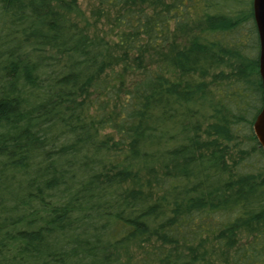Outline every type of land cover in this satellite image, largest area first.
Masks as SVG:
<instances>
[{
	"label": "trees",
	"instance_id": "obj_1",
	"mask_svg": "<svg viewBox=\"0 0 264 264\" xmlns=\"http://www.w3.org/2000/svg\"><path fill=\"white\" fill-rule=\"evenodd\" d=\"M99 2L0 0V264H264L253 0Z\"/></svg>",
	"mask_w": 264,
	"mask_h": 264
},
{
	"label": "rangeland",
	"instance_id": "obj_2",
	"mask_svg": "<svg viewBox=\"0 0 264 264\" xmlns=\"http://www.w3.org/2000/svg\"><path fill=\"white\" fill-rule=\"evenodd\" d=\"M156 1H171V0H156ZM116 10L100 4L99 0H79V12L73 14L82 26L93 35L102 36L106 39L114 40V31L112 30L115 23ZM157 59L154 54H149L146 57L147 62H152ZM252 236V231L243 229L239 232V237L242 242L248 240ZM204 258L200 264H225L232 250L226 247H218L214 243H206L201 249Z\"/></svg>",
	"mask_w": 264,
	"mask_h": 264
},
{
	"label": "water",
	"instance_id": "obj_3",
	"mask_svg": "<svg viewBox=\"0 0 264 264\" xmlns=\"http://www.w3.org/2000/svg\"><path fill=\"white\" fill-rule=\"evenodd\" d=\"M253 10L260 40L259 70L264 87V0H253ZM254 132L264 149V94L262 109L257 115L254 123Z\"/></svg>",
	"mask_w": 264,
	"mask_h": 264
}]
</instances>
